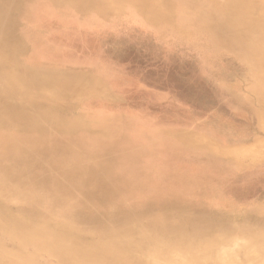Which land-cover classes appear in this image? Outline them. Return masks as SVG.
Wrapping results in <instances>:
<instances>
[{"label":"rangeland","instance_id":"obj_1","mask_svg":"<svg viewBox=\"0 0 264 264\" xmlns=\"http://www.w3.org/2000/svg\"><path fill=\"white\" fill-rule=\"evenodd\" d=\"M56 1L91 7L92 25L90 16L72 17L59 29L45 14L48 3L35 0L25 3L16 32L25 43L20 59L36 61L37 70L0 51V161L9 166L0 176L22 162L31 166L9 185L0 177L2 207L10 211L0 214V227L12 218L42 227L65 219L62 230L76 238L50 248L69 264H77L74 242L86 235L103 246L97 264H124L121 253L141 257L140 245L152 264H169L162 246L180 235L238 248L249 230L262 231L264 12L254 3L264 0ZM9 3L18 13L20 1L0 0V20ZM76 56L91 60L93 73L71 72L87 66ZM48 67L61 75L44 73ZM15 88L27 90L25 110L7 104ZM8 147L21 158L4 162ZM157 218L172 236L148 248L153 238L136 231L157 229ZM117 220L132 229L136 249ZM208 225L205 235L192 233ZM0 244L8 245L4 230ZM178 255L173 249L170 256Z\"/></svg>","mask_w":264,"mask_h":264},{"label":"bare ground","instance_id":"obj_2","mask_svg":"<svg viewBox=\"0 0 264 264\" xmlns=\"http://www.w3.org/2000/svg\"><path fill=\"white\" fill-rule=\"evenodd\" d=\"M18 1L22 2L23 0H18ZM50 1L51 2H57L56 0H50ZM31 2L32 1H30V3ZM31 4L34 5V2ZM254 7L256 9H260L262 12H264V1L254 3ZM4 59L6 61H9L10 57H8V55L5 54ZM77 84H78L77 82H76V85L73 84V89H74V86H77ZM15 89H16V92L15 93L12 92L7 97V104L8 105L16 104L22 110H25L28 99L25 97L24 92L27 90L26 89H20V88H15ZM207 146L210 148L211 145L208 144ZM213 148H210L209 152H219L218 148H215V149H213ZM3 154H4V157H3L4 159L8 158V157H10V159H12V158L19 159L22 156V154L20 152H18V149H9V147L3 150ZM213 159H210V160L213 161ZM6 161L7 160L5 159L4 162H6ZM11 161L12 160H9V162H11ZM216 163L218 165L219 161H217ZM219 165H221V163H219ZM222 165H224V164L222 163ZM2 167L4 168L3 171H5V172L9 171V166H7L5 163H3V166H2V163L0 161V169H2ZM219 167L220 166H218V168ZM225 167H226V165H224V168ZM30 169H31V166L29 164L22 162L19 164L18 171H16L15 174L8 172V173H6L0 177H4V178L6 177L7 184L9 185V183L14 181L15 179H19V177L24 176ZM37 169L38 168H36V170ZM3 171L0 170V173H2ZM215 173H213V174H215ZM190 176H188V177L190 178ZM177 177H176V180H177ZM40 180L41 179L38 176L36 179V182L40 183ZM179 180H181V179H179ZM186 180L188 181L189 179H186V177H185L184 182ZM198 181H197V184L199 183ZM215 181H213V182H215ZM0 182H1V180H0ZM131 182H133V181H131ZM181 183H182V181H181ZM203 186H204V184H203ZM0 189H1V184H0ZM23 197H24V199H28V197H26V198H25V196H23ZM104 203H106V202H104ZM108 203H110V202H108ZM154 210H156V209H154ZM6 211H8V213L10 212L8 206L2 207V201L0 200V214L3 216L6 214ZM211 212L212 211H209V213H211ZM217 219L218 218H216V219L214 218V220H217ZM165 220H164V218H157V222H156V223H158L157 229H154V228H151V226L145 225L144 230H142V231L140 230V233L138 231H136V236L139 235L140 237H144L146 239L147 238H153L154 241H152L151 245H149V247L148 246L147 247L148 248H154L156 245L161 243L162 238L164 239L166 237L172 236V233L168 229V227L162 226V225H164V222H166ZM221 221H220V223H221ZM7 222L8 223L5 224V226H4L5 228L0 227V230H4L5 234L7 235V243H8V245H5V246H2V244H0V264H38L36 259L38 257H43V255H47V256L51 257L52 259H54L55 260L54 264H69V263H67L66 260H62V261L57 260V259H59V255L57 254V252L55 250L50 248V246H51L50 242L51 241L54 242L53 244H58V243L62 244V243L67 242L70 239L76 238L74 233H65L62 230V225L66 222L65 219L60 218L59 219V226H56V227H53L51 225H47V226L42 227V226H38L36 224H30V222L28 220H26L25 218H20L19 220L12 218V221L8 220ZM117 222L119 225L118 220H117ZM217 222H219V221H217ZM215 224H217V223H215ZM18 227H20V228L18 229ZM119 227H120V230L123 233H125V235L129 239H132L133 245L136 249V245L139 246L140 244L136 243V239L132 235V233H133L132 229L129 228L128 226L123 227V226L119 225ZM210 228H211V226L208 225L206 228H195V229H191V230H192V233L194 235H201L202 236V235H205L206 232ZM242 229L244 231H247L249 229V226L247 224L242 225ZM250 229H252V228L250 227ZM8 230H12V233L10 235L7 232ZM259 230H261V229H259ZM259 230H258V232L255 231L253 233L252 232L250 233L249 232L250 230H249L248 231L249 238H247L246 240H243L242 245L238 248H236L235 244H231V245L227 244L226 245L223 242L220 244L219 243H217V244L206 243L205 245H203L202 242H200L199 244H191L187 240L188 238H183L184 236L180 235L182 238H180V236H179L176 239V242L174 243V245L162 246V249H164V251H162L164 254L162 257L166 261H168L169 264H264V229L262 228V231H259ZM161 233L163 236L159 235ZM157 239H160V240L157 242ZM93 240H94V238L86 235V236L81 237L80 239H77L76 242H74L76 245V248L73 251L76 253V255L78 257L77 264H97V261H98L99 255H100L99 252H101L103 246L101 247L100 244H98L96 241H93ZM28 246L33 247L34 251L28 252V250H26L27 248H29ZM140 246L144 249L142 253H139L141 257H139V256L132 257L131 256V259H130V257L128 255L121 253L122 254V257H121L122 263L129 264L133 260H137V261L142 260L145 264H152L153 261L152 262L150 261V258L146 253V245H140ZM143 246H145V247H143ZM173 249H176L179 252L178 256L180 259L177 260V257L176 258L174 257V259L171 258L170 255H171Z\"/></svg>","mask_w":264,"mask_h":264},{"label":"crops","instance_id":"obj_3","mask_svg":"<svg viewBox=\"0 0 264 264\" xmlns=\"http://www.w3.org/2000/svg\"><path fill=\"white\" fill-rule=\"evenodd\" d=\"M30 1H35V0H26V1L23 0L20 3V7H18L19 10H18V13L16 15H14V13L11 14V4L10 3L8 4V7H5V10L3 13L4 17H2L0 20V46H1L0 51L2 50L5 54L9 53V54L17 55L18 56L17 60L19 62L18 64L20 66H23L24 68H27V69L37 70L36 61L33 64L24 65L22 60L20 59L22 53H24V51H25V43L21 42L20 37H19L18 33L16 32L18 16L23 11L25 3L26 4L30 3ZM37 1H45L46 3H48L47 5H45L46 8H48V9H45L46 10L45 14H48L49 19H54L56 21V23L58 24V25L57 24L56 25L58 26L59 29H65L67 27H70L69 21L73 20L72 17L76 18L78 20H82V19L90 16V20L88 22H91V25H92L93 19H92V8L91 7H85L86 5H83L85 7L83 9V8L76 7L77 6L76 3L68 5V4L54 3V2H51L50 0H37ZM31 7H32V5H31ZM3 15L1 14V16H3ZM37 16H39V15H37ZM35 18H36V16H35ZM25 21H27V23H28L29 19L24 20V22ZM25 25H26V23H25ZM83 25L87 26L86 23ZM81 45L84 48L90 47V44H87V43H83ZM77 55L86 56L87 54L81 53L78 51ZM73 58L74 59H82L85 61L87 59V58L78 57V56L73 57ZM85 63L87 64V66L85 65L86 67L84 66V68L70 66L71 72H73L77 69H85L88 72L93 73V68L91 65L92 61L89 60V62H88L89 64L87 63V61ZM46 69H48V70L44 71V73H51V74H54L56 76L61 75L60 72H56L55 69H53V68L48 67ZM80 72H82V71H80ZM69 74H70V72H68V74L63 73L62 76H69ZM85 79L89 80L91 82L92 76H86ZM85 89H87V86H85ZM85 94H87V93H85Z\"/></svg>","mask_w":264,"mask_h":264}]
</instances>
